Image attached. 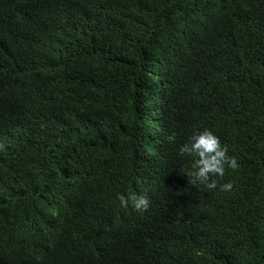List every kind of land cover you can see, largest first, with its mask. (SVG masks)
Listing matches in <instances>:
<instances>
[{
    "label": "trees",
    "instance_id": "16d2710c",
    "mask_svg": "<svg viewBox=\"0 0 264 264\" xmlns=\"http://www.w3.org/2000/svg\"><path fill=\"white\" fill-rule=\"evenodd\" d=\"M0 144V264H264V0H0Z\"/></svg>",
    "mask_w": 264,
    "mask_h": 264
},
{
    "label": "clouds",
    "instance_id": "9594fccd",
    "mask_svg": "<svg viewBox=\"0 0 264 264\" xmlns=\"http://www.w3.org/2000/svg\"><path fill=\"white\" fill-rule=\"evenodd\" d=\"M175 139V134L168 137L169 141ZM4 146L0 144V149ZM180 154L195 157L192 164V170H181L189 178V183L196 186L197 184L205 185L209 190L216 189L218 186L217 179L225 176L226 167L236 170L240 167L234 156L228 155L226 145H221V140L213 131L204 129L192 135L190 143L184 144L180 148ZM221 191H231L233 182L223 183L219 185ZM119 201L121 206L127 208L129 202L132 207L139 212H146L150 207V199L148 195L137 194L128 191L127 195L120 194Z\"/></svg>",
    "mask_w": 264,
    "mask_h": 264
}]
</instances>
